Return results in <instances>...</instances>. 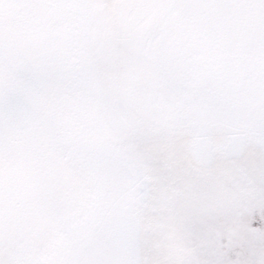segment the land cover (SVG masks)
I'll use <instances>...</instances> for the list:
<instances>
[{
  "label": "snow or ice",
  "instance_id": "6c2138e0",
  "mask_svg": "<svg viewBox=\"0 0 264 264\" xmlns=\"http://www.w3.org/2000/svg\"><path fill=\"white\" fill-rule=\"evenodd\" d=\"M0 264H264V0H0Z\"/></svg>",
  "mask_w": 264,
  "mask_h": 264
}]
</instances>
